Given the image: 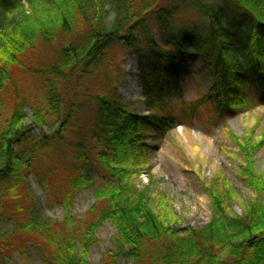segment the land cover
Segmentation results:
<instances>
[{"label":"trees","instance_id":"trees-1","mask_svg":"<svg viewBox=\"0 0 264 264\" xmlns=\"http://www.w3.org/2000/svg\"><path fill=\"white\" fill-rule=\"evenodd\" d=\"M128 51L147 114L127 110L113 84ZM197 58L210 84L183 111L204 106L223 122L264 106V0H0V221L12 224L0 230V249L26 233L44 264H88L95 232L110 221L117 250L105 261L264 264V175L255 165L262 140L254 128L231 134L243 157L237 175L252 193L241 215L222 171L204 186L212 212L200 228L181 227L171 201L133 178L178 124L167 91L177 94ZM31 175L66 209L63 219L40 216L27 190ZM96 180L93 205L81 218L69 213Z\"/></svg>","mask_w":264,"mask_h":264},{"label":"rangeland","instance_id":"rangeland-1","mask_svg":"<svg viewBox=\"0 0 264 264\" xmlns=\"http://www.w3.org/2000/svg\"><path fill=\"white\" fill-rule=\"evenodd\" d=\"M118 64L121 68L119 78L114 80L113 84L122 98L123 106L138 115L147 114L148 108L141 91L134 53L123 52ZM115 73L114 70L112 75L115 76ZM22 74L26 76L28 85L34 88L35 78ZM209 84L207 73L202 68L200 60L197 58L189 63L188 71L177 82V94L173 93V90L167 91L172 96L171 109L177 116L176 120L181 125L182 133L178 134L176 128L166 132L161 142L155 145L154 151L141 161L138 168L140 171L133 177L139 187L150 183L154 197L160 196L171 201L172 211L177 215V222L181 227L200 228L209 222L212 212L211 199L204 186H207L219 171L229 179L237 192V199L232 201V209L235 213L241 215L242 199L251 198V191L244 186L242 179L237 175L243 157L234 144L231 134L243 137L245 132L254 128V139L262 140V146L255 156V165L264 175L263 105L227 115L223 122L217 120L204 106L195 109L191 115L183 111V103L200 99L205 95ZM31 123V113H29L25 125ZM31 129L41 135L50 132L47 127L40 129L34 126ZM97 184L98 180L90 187L81 189L68 212L81 218L93 205L94 188ZM28 186L27 190L37 199L36 205L40 216L59 221L65 217L66 209L49 201L35 175L30 176ZM28 203L27 200L25 204ZM11 226L9 219L6 217L1 219V232ZM115 235V225L110 221L104 222L95 232L97 242L93 244L88 255V264H133L132 259L127 257H119L115 261L104 260L105 254L115 253L117 250L114 243ZM28 237L29 234L22 233L7 239L6 245L3 246L7 250L0 249L2 264H44L39 251L30 240L27 241ZM19 246L24 247V254L18 249Z\"/></svg>","mask_w":264,"mask_h":264},{"label":"bare ground","instance_id":"bare-ground-1","mask_svg":"<svg viewBox=\"0 0 264 264\" xmlns=\"http://www.w3.org/2000/svg\"><path fill=\"white\" fill-rule=\"evenodd\" d=\"M176 131H177L178 134H181V133H182V128H181L180 126H178V127L176 128Z\"/></svg>","mask_w":264,"mask_h":264}]
</instances>
